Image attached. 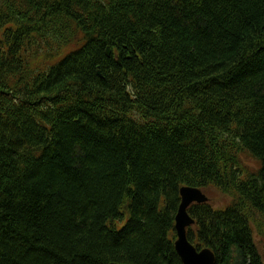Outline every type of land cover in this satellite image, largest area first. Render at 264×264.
Returning <instances> with one entry per match:
<instances>
[{
    "label": "trees",
    "instance_id": "trees-1",
    "mask_svg": "<svg viewBox=\"0 0 264 264\" xmlns=\"http://www.w3.org/2000/svg\"><path fill=\"white\" fill-rule=\"evenodd\" d=\"M182 186L230 198L195 248L264 264V0H0V264H183Z\"/></svg>",
    "mask_w": 264,
    "mask_h": 264
},
{
    "label": "water",
    "instance_id": "water-1",
    "mask_svg": "<svg viewBox=\"0 0 264 264\" xmlns=\"http://www.w3.org/2000/svg\"><path fill=\"white\" fill-rule=\"evenodd\" d=\"M109 49L106 50V53ZM192 187V188H191ZM181 203L175 214V225L177 239L174 242V248L183 264H213L215 255L207 246L197 250L186 238V227L193 223L188 214L184 213V208L193 200L205 201L207 197L197 187H180ZM110 264H133V263H110Z\"/></svg>",
    "mask_w": 264,
    "mask_h": 264
},
{
    "label": "rangeland",
    "instance_id": "rangeland-1",
    "mask_svg": "<svg viewBox=\"0 0 264 264\" xmlns=\"http://www.w3.org/2000/svg\"><path fill=\"white\" fill-rule=\"evenodd\" d=\"M242 161L245 163V165L248 168L254 169L257 165L258 162L256 160H253L252 158H242ZM203 192L206 194L208 197V203L212 205L214 208H221L223 207L226 203L229 202L230 198L220 192L217 188L213 186H207L203 189ZM256 241H258V236L256 235ZM258 247L263 251L264 249V241L257 242Z\"/></svg>",
    "mask_w": 264,
    "mask_h": 264
},
{
    "label": "bare ground",
    "instance_id": "bare-ground-1",
    "mask_svg": "<svg viewBox=\"0 0 264 264\" xmlns=\"http://www.w3.org/2000/svg\"><path fill=\"white\" fill-rule=\"evenodd\" d=\"M55 37V36H54ZM63 52V51H62ZM59 53V52H58ZM61 53V52H60ZM48 55V54H47ZM54 55V54H53ZM39 56V55H38ZM37 56V57H38ZM184 183V182H183ZM192 188V187H191ZM180 190V189H179ZM202 192H203V189H200ZM204 193V192H203ZM205 194V193H204ZM179 196H180V192H179ZM205 196H206V194H205ZM207 197V196H206ZM208 197H207V199L205 200V201H197V200H193V201H191L189 204H187L186 205V207L184 208V213L185 214H188V212H187V208L191 205V204H197V203H208ZM180 203H181V196H180ZM179 203V204H180ZM189 215V214H188ZM259 216V215H258ZM191 218V217H190ZM192 219V218H191ZM193 220V219H192ZM194 224V220H193V223L191 224V225H193ZM174 225H175V219H174ZM191 225H189V226H191ZM188 227V226H187ZM187 227H186V229H187ZM174 230H175V228H174ZM186 236H187V234H186ZM177 239V235H176V230H175V240ZM175 240H174V242H175ZM192 244V243H191ZM193 245V244H192ZM195 246V245H194ZM197 249V248H196ZM201 249V248H200ZM200 249H197V250H200Z\"/></svg>",
    "mask_w": 264,
    "mask_h": 264
}]
</instances>
